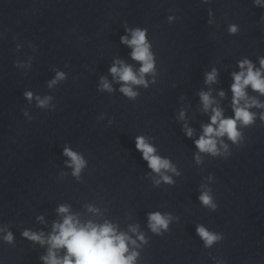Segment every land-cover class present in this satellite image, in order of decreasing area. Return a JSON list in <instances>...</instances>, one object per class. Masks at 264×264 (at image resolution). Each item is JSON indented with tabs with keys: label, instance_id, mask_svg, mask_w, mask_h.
<instances>
[{
	"label": "clouds",
	"instance_id": "1",
	"mask_svg": "<svg viewBox=\"0 0 264 264\" xmlns=\"http://www.w3.org/2000/svg\"><path fill=\"white\" fill-rule=\"evenodd\" d=\"M235 30V27L230 28L232 32H235ZM121 42L132 47L133 59L141 62L140 78H137L130 66L122 65L117 67L114 65L110 71L114 76H118L120 81L125 82L126 86L122 87L121 91L129 97H134L136 93L127 84L144 83L143 74L153 71V59L149 51V45L146 43L144 31L136 29L132 32L130 40L127 37H122ZM260 64L264 68V59H261ZM240 68L242 70L239 73L233 74L234 83L232 84V92L235 118L224 119L222 118L220 109H213L211 123L203 127V135L195 142L201 152L217 153V141L215 137L227 135L229 139L235 142L240 136L237 130V121L245 125L252 123L254 114L248 111V108L253 105L261 106L258 105L255 99L241 106V101L248 99L245 92L248 86H251L254 91L264 94V76H262L260 70H254L251 62L247 60L241 62ZM60 78H63L62 73L57 76V79ZM215 78L216 72L213 70V72L207 75L206 82H214ZM52 83H55V81ZM103 87L110 90V85L106 81H104ZM25 95L31 99L32 94L30 92ZM200 95L204 109L207 111L212 103L210 96L208 93H201ZM39 103L41 106H44L47 100H40ZM181 116H183V113ZM187 135L191 137V129L187 130ZM136 147L143 153V158L148 161V165L153 171L160 172L161 169L170 167L167 160H162L153 154L155 149L147 144L143 137L137 138ZM64 154L70 157L72 165L75 166L74 175L78 174L84 166L83 159L67 148L64 150ZM164 180L168 181L169 178L165 176ZM200 200L206 205L211 204V198L207 193L202 194ZM212 206L215 207L214 205ZM58 211L61 214H66L68 213V208L61 206ZM149 221L153 231H158L160 227L166 228L168 223V220L161 216L160 213L150 214ZM130 230L135 232L136 228L133 227ZM197 232L207 245H211L217 239L215 235L209 233L203 227H198ZM24 235L32 240L45 243L41 235L29 232H25ZM5 239L10 242L12 240L11 233ZM140 239H143V237L141 236ZM129 240L130 238L126 234H118L115 226L111 223L105 222L102 225H97L88 222L87 224H81L76 216L65 215L62 223L53 225V233L47 240V243L50 245L49 252L42 259L45 260V264H133L136 254L133 253L132 255L125 256V253L128 252L127 243ZM131 242L135 243V241ZM61 248L67 250V255L62 259L56 256V250Z\"/></svg>",
	"mask_w": 264,
	"mask_h": 264
}]
</instances>
